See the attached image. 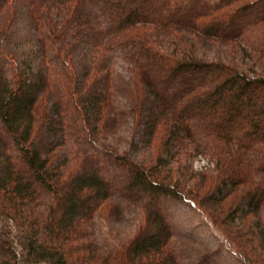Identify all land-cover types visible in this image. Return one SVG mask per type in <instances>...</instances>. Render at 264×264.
<instances>
[{
	"label": "trees",
	"instance_id": "obj_1",
	"mask_svg": "<svg viewBox=\"0 0 264 264\" xmlns=\"http://www.w3.org/2000/svg\"><path fill=\"white\" fill-rule=\"evenodd\" d=\"M119 58L153 103L145 157L92 145ZM0 75V264H180L158 209L127 242L95 238L116 189L189 197L264 264V0H0Z\"/></svg>",
	"mask_w": 264,
	"mask_h": 264
},
{
	"label": "rangeland",
	"instance_id": "obj_2",
	"mask_svg": "<svg viewBox=\"0 0 264 264\" xmlns=\"http://www.w3.org/2000/svg\"><path fill=\"white\" fill-rule=\"evenodd\" d=\"M203 42L204 45L200 46L211 51H217L216 47L220 45L212 46L209 41L208 44ZM122 59L124 58L117 60L114 68L116 86L114 123L104 130L92 145L101 148L100 145L104 144L108 152L117 149L121 153L128 151L134 156L145 157L148 151L141 145V138L153 103L151 98L143 95L139 98V94L132 92L134 82L128 65ZM97 156L103 171L107 173L115 169L108 164L107 156L104 154ZM191 162L192 168L196 171L214 167V163L203 154H195ZM119 178V172L109 174V179L115 183ZM188 198L173 192L156 198L148 197L145 193L128 196L116 189L104 209L98 212L94 219L95 238L103 245L127 242L144 229L145 211L158 209L172 228V241L180 264H246L226 241L221 227L210 220L200 207L194 206Z\"/></svg>",
	"mask_w": 264,
	"mask_h": 264
}]
</instances>
